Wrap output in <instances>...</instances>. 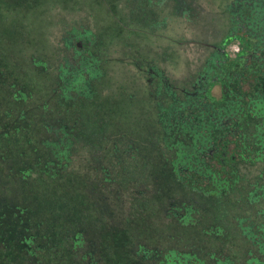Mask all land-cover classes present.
Returning a JSON list of instances; mask_svg holds the SVG:
<instances>
[{"label": "trees", "instance_id": "1", "mask_svg": "<svg viewBox=\"0 0 264 264\" xmlns=\"http://www.w3.org/2000/svg\"><path fill=\"white\" fill-rule=\"evenodd\" d=\"M88 31L69 30L64 46L73 55H65L53 75L49 70L58 48L38 58L26 52L18 55L11 49L12 35L0 33V264H234L229 256L206 253L203 259L192 252L159 251L143 244L128 257L124 243L119 253L124 227L115 221L107 192L110 198L120 191L140 198L148 191L119 190L102 168V182L89 179V172L98 168L87 165L85 173L77 172V144L104 145L85 122L98 106L95 81L101 76L91 46L93 32ZM77 39H84L85 51L74 46ZM250 40L246 52L242 49L234 61L242 65L241 71L215 84L221 94L211 93L216 102L208 97L212 87L200 95L201 106L193 100L191 108L184 95L180 99L172 93L176 99L161 104V118L158 115L162 134L149 137L144 153L135 151L137 143L129 150L144 158L143 184L154 185L156 202L165 188L155 175V163L165 165L164 176L202 196L246 194L255 216L249 225H242L241 219L239 225L258 251L257 256L248 251L246 264H264V41ZM245 63L250 68H244ZM229 83L235 88L227 94L224 86ZM105 123L99 125L102 133L109 132ZM242 166L260 168L255 183L246 182L247 189ZM169 203L168 219L190 224L186 218L196 207L178 200Z\"/></svg>", "mask_w": 264, "mask_h": 264}, {"label": "rangeland", "instance_id": "2", "mask_svg": "<svg viewBox=\"0 0 264 264\" xmlns=\"http://www.w3.org/2000/svg\"><path fill=\"white\" fill-rule=\"evenodd\" d=\"M150 1L0 0V33L12 35L11 49L18 55L26 52L38 58L50 52L51 47L58 48L49 70L53 75L63 57L73 55L64 46V40L70 37L69 30L85 28L88 33L93 32L91 46L101 72L95 85L100 92L95 95L98 106L85 122L95 128L93 131L99 136L97 142L103 139L104 145L84 148L83 143L77 144V172L85 173L87 165L98 168L89 172V179L102 182V168L115 180L119 190L128 187L136 193L142 189L148 191L140 198L126 191L110 198L107 192L109 204L115 208V221L118 227H124L118 241L119 253L124 243L128 244L126 251L123 250L127 256L138 244H143L159 251L192 252L203 259L206 253L223 259L229 256L234 264H246L248 251L258 255L257 249L244 238L239 225L240 219L242 225H249L255 216V208L246 203V194L241 192L242 196L234 194L222 198L202 196L185 188L174 177L164 176L165 165L155 163V175L161 188L166 189L156 202L154 185L146 181L150 190L143 187L146 184H143L146 175H141L144 158L140 159L129 150L130 145L134 147L137 143L135 151L144 153L150 143L149 137L162 134L157 103L167 105L172 93L183 99V92L192 88L211 53L223 49L230 34V3L233 0H166L169 4L163 0ZM235 12L238 14L236 8ZM248 40L249 37L239 33L234 40L230 38L227 45L231 50L233 46L240 51L243 49L244 53L249 48ZM257 40V37L252 39V44ZM76 45H80L77 46L80 51H85L84 46H87L83 39L75 40ZM243 53L233 54L241 57ZM236 59L227 60L224 70L241 71L242 65L235 63ZM150 67L156 69L160 78L168 80L167 94L159 91L157 77L152 78L147 73ZM148 79H153L154 83ZM234 88L232 83L224 86L227 94ZM208 97L217 101L211 92ZM100 123L109 127L108 133L100 132ZM165 126L170 125L166 123ZM159 144L160 141L157 146ZM117 149L120 150L118 154L114 153ZM239 171L246 179L242 184L247 189L257 180L260 168L242 166ZM170 199L196 207L197 210L186 218L190 224L168 219L166 205L170 204ZM209 255L207 262H211Z\"/></svg>", "mask_w": 264, "mask_h": 264}, {"label": "flooded vegetation", "instance_id": "3", "mask_svg": "<svg viewBox=\"0 0 264 264\" xmlns=\"http://www.w3.org/2000/svg\"><path fill=\"white\" fill-rule=\"evenodd\" d=\"M165 1L166 0H164V2ZM150 3H152V0L150 1ZM165 3L169 4L167 2ZM230 4H231L230 5L231 27L227 42L229 41L230 38L234 40V37L239 33L242 35H246L249 38L252 36L253 38L257 37L258 40L264 41V35H261V32H263L264 29V0H233V2ZM234 7L238 11V14L235 12ZM227 42L226 44H224L222 50H220L215 54L211 53L209 61L207 60L205 62L204 66L201 68V70L195 77L196 80L194 79L195 81L191 88L192 92L190 90H185L183 92L185 98L191 103L189 104V108H191L194 105V103H192L193 100H197V101L199 100V103L197 104L201 106V104L204 101L203 98L200 99V95L208 93L207 90H209L211 83L215 82L216 80L217 81L221 80L223 82L225 80L227 81V78H223V75H221L224 70V65H226L225 63L227 62V60L232 61L234 60V58L235 59L237 58L236 56L234 57L232 50L228 48ZM250 42H252V39L250 40ZM82 44L83 43H80V45ZM80 45L77 46L79 47ZM241 51H239V54L241 53ZM218 55L220 56L218 57ZM243 66L244 68L248 67L247 64H244ZM147 73L150 76H152V78L157 77V82L160 85L159 90L161 88L167 89L166 85L168 83V80L160 78V75L159 73H157L156 69L150 67L149 70H147ZM148 81L150 83L151 81L152 83H154L153 79L152 80L148 79ZM170 96H171L170 99L172 100L176 99L175 95H170ZM157 105H158V115L161 118L162 105L161 103H157ZM169 116L170 118L172 117V119L174 118L173 113H171Z\"/></svg>", "mask_w": 264, "mask_h": 264}, {"label": "water", "instance_id": "4", "mask_svg": "<svg viewBox=\"0 0 264 264\" xmlns=\"http://www.w3.org/2000/svg\"><path fill=\"white\" fill-rule=\"evenodd\" d=\"M230 65H232V64L230 63ZM230 74H231V73H229L228 70H223V72H222L221 75H223V78H229ZM227 76H228V77H227ZM221 77H222V76H221ZM220 81H221V80H220ZM218 82H219V81L216 80L215 82L211 83V86H210V87H212L211 93H213V92L216 91V86H215L214 83H218ZM209 89H210V88H209Z\"/></svg>", "mask_w": 264, "mask_h": 264}, {"label": "built area", "instance_id": "5", "mask_svg": "<svg viewBox=\"0 0 264 264\" xmlns=\"http://www.w3.org/2000/svg\"><path fill=\"white\" fill-rule=\"evenodd\" d=\"M240 49L238 47H234L232 48V52L233 53H239Z\"/></svg>", "mask_w": 264, "mask_h": 264}, {"label": "crops", "instance_id": "6", "mask_svg": "<svg viewBox=\"0 0 264 264\" xmlns=\"http://www.w3.org/2000/svg\"><path fill=\"white\" fill-rule=\"evenodd\" d=\"M216 91H217V90H216ZM216 91H215V92H216ZM216 94H217V93H216Z\"/></svg>", "mask_w": 264, "mask_h": 264}]
</instances>
